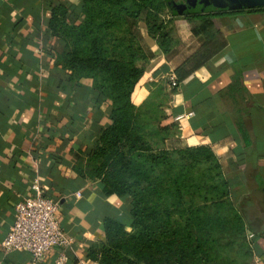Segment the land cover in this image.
Instances as JSON below:
<instances>
[{
    "label": "crops",
    "instance_id": "obj_1",
    "mask_svg": "<svg viewBox=\"0 0 264 264\" xmlns=\"http://www.w3.org/2000/svg\"><path fill=\"white\" fill-rule=\"evenodd\" d=\"M53 2L66 7L67 20H79L80 0H0V237L14 202L36 180L43 194L57 198L56 219L71 240L62 264H101L96 247L105 241L104 218L129 229L128 200L104 192L88 169L111 104L88 77L69 76L55 58L61 42L47 27ZM206 11L211 37L173 14L166 22V50L142 38L152 52L133 102L156 91L154 121L166 126L156 137L160 146L210 149L253 258L264 264V8ZM59 248L33 261L25 249L0 246V264H55Z\"/></svg>",
    "mask_w": 264,
    "mask_h": 264
},
{
    "label": "trees",
    "instance_id": "obj_2",
    "mask_svg": "<svg viewBox=\"0 0 264 264\" xmlns=\"http://www.w3.org/2000/svg\"><path fill=\"white\" fill-rule=\"evenodd\" d=\"M164 1L80 0L77 22L67 20L62 3L50 5L47 27L61 42L55 58L69 70V76L88 77L97 95L111 104L108 119L87 156L88 169L99 178L104 192L128 200L129 229L119 219L104 218L105 241L96 247L101 264H218L216 254L210 253L214 245L211 232L221 218L207 210L210 198L204 195L214 185L201 178L203 170L194 174L180 158L188 159L189 165L212 161L226 198L227 180L219 164L203 145L158 144L156 137L166 126L154 121L156 91L150 92V99L139 109L133 102L136 81L152 52L142 38H153L162 50L169 44L166 23L160 16L168 8ZM178 14L189 20L192 31L202 32L204 38L212 36L208 11ZM193 193L203 203L196 204ZM230 209L244 230L241 214L232 206Z\"/></svg>",
    "mask_w": 264,
    "mask_h": 264
},
{
    "label": "built area",
    "instance_id": "obj_3",
    "mask_svg": "<svg viewBox=\"0 0 264 264\" xmlns=\"http://www.w3.org/2000/svg\"><path fill=\"white\" fill-rule=\"evenodd\" d=\"M169 82L176 84L173 76ZM30 188L29 194L14 202L11 223L0 237V246L5 250L25 249L31 260L37 261L47 249L58 245L60 248L53 260L55 264H62L66 258L65 248H69L71 240L56 219L59 202L56 197L43 194L36 180L30 182ZM252 264L261 262L255 258Z\"/></svg>",
    "mask_w": 264,
    "mask_h": 264
},
{
    "label": "rangeland",
    "instance_id": "obj_4",
    "mask_svg": "<svg viewBox=\"0 0 264 264\" xmlns=\"http://www.w3.org/2000/svg\"><path fill=\"white\" fill-rule=\"evenodd\" d=\"M164 3L168 6V8L161 10L160 16L164 18L166 23L173 14L176 15L179 12L175 9V12L171 11V9H169L170 5L167 1H164ZM150 97L151 93L147 94L140 101V103H136L138 109L140 107L139 105L146 103ZM181 160L187 167H191L194 174H198L201 170H203L202 173L204 174L201 178L205 179L207 183L211 182L214 185V187L210 189V192L204 193V195L210 198L207 204V210L210 212L212 211L215 215H218L221 218V224L217 227L215 225L211 232V236H214L212 240V244L214 245L210 253L216 254L215 262L218 264L219 262L221 264H252L254 258L251 248L248 245V236L244 233V230H240L239 224H237V221L234 219V214L231 212L230 204L225 201L226 198L221 194L223 186L221 185V178L215 175L216 169L213 162L202 160L201 162L196 163L191 162V165H189L190 161L188 159L180 158V162ZM220 173L223 175L222 172ZM223 177L225 178L224 175ZM196 181L201 182L197 178ZM198 192L201 194L203 191L198 190ZM192 198L196 204L203 203V199L200 195L193 193ZM217 255H219V257Z\"/></svg>",
    "mask_w": 264,
    "mask_h": 264
},
{
    "label": "water",
    "instance_id": "obj_5",
    "mask_svg": "<svg viewBox=\"0 0 264 264\" xmlns=\"http://www.w3.org/2000/svg\"><path fill=\"white\" fill-rule=\"evenodd\" d=\"M170 7L177 12L186 11H216L220 8L240 9L242 7L264 6V0H167Z\"/></svg>",
    "mask_w": 264,
    "mask_h": 264
},
{
    "label": "flooded vegetation",
    "instance_id": "obj_6",
    "mask_svg": "<svg viewBox=\"0 0 264 264\" xmlns=\"http://www.w3.org/2000/svg\"><path fill=\"white\" fill-rule=\"evenodd\" d=\"M175 1H182V0H175Z\"/></svg>",
    "mask_w": 264,
    "mask_h": 264
}]
</instances>
